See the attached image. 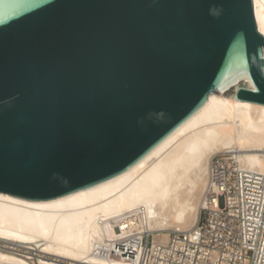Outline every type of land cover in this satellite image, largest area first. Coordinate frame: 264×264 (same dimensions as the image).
Returning <instances> with one entry per match:
<instances>
[{
	"label": "water",
	"instance_id": "obj_1",
	"mask_svg": "<svg viewBox=\"0 0 264 264\" xmlns=\"http://www.w3.org/2000/svg\"><path fill=\"white\" fill-rule=\"evenodd\" d=\"M239 68L237 98L264 104L254 0H0V191L115 177Z\"/></svg>",
	"mask_w": 264,
	"mask_h": 264
},
{
	"label": "bare ground",
	"instance_id": "obj_2",
	"mask_svg": "<svg viewBox=\"0 0 264 264\" xmlns=\"http://www.w3.org/2000/svg\"><path fill=\"white\" fill-rule=\"evenodd\" d=\"M254 8L264 34V0ZM241 85L255 89L243 68L113 178L47 200L0 191V264H142L117 253L123 238L152 235L154 251L172 232L199 223L209 187H244L251 174L264 186V104L238 99ZM225 170L236 180H213Z\"/></svg>",
	"mask_w": 264,
	"mask_h": 264
},
{
	"label": "built area",
	"instance_id": "obj_3",
	"mask_svg": "<svg viewBox=\"0 0 264 264\" xmlns=\"http://www.w3.org/2000/svg\"><path fill=\"white\" fill-rule=\"evenodd\" d=\"M236 177L225 170L213 180L230 183ZM257 178L244 176V187H209L199 223L188 232H172L154 251L152 235H131L117 253L142 264H264V186Z\"/></svg>",
	"mask_w": 264,
	"mask_h": 264
}]
</instances>
